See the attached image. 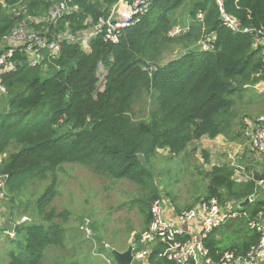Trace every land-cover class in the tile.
<instances>
[{
  "label": "trees",
  "instance_id": "trees-1",
  "mask_svg": "<svg viewBox=\"0 0 264 264\" xmlns=\"http://www.w3.org/2000/svg\"><path fill=\"white\" fill-rule=\"evenodd\" d=\"M5 1L17 5L22 0ZM54 1L78 9L49 22ZM119 1L32 0L29 14L48 16L38 28H49L53 38L66 33L76 37L89 29L95 32ZM186 1L156 2L125 31L119 45L106 43L98 32L87 50L81 41L63 36L61 55L51 59L45 54L43 64L35 67L21 50L13 53L14 68L2 74L6 93L0 96L5 103L0 109V155L5 157L0 175L14 197L21 196L20 185L27 181L45 179L63 164H80L100 177L126 179L151 190L143 210L149 226L151 203L160 196L138 156L144 155L146 163L161 151L179 156L193 141L217 138L230 123L233 95L264 80L254 34L227 28L217 0H193L189 31L169 36L177 24L175 12ZM222 1L225 13L243 29L264 27V0ZM20 21L0 4V46ZM207 37H212V49L204 52L199 46ZM173 46L178 49L176 57ZM102 68L104 90L99 89ZM144 100L150 102V111L136 119L135 106ZM261 174L264 186V171ZM206 176L204 200L239 204L259 193L253 175L239 183L228 165L216 166ZM56 183L36 200L32 219L17 225L16 239L9 240L15 245L9 249L8 264H44L48 248L64 244L66 231L56 219L65 214L52 207L58 195ZM244 210L251 218H264V200ZM232 221L222 226L227 229L220 233L222 241L216 236L218 230L207 241L215 260L228 250L245 255L258 242L246 219ZM140 239L141 234H136V245ZM169 248L170 244L156 241L150 246L149 263L173 264L166 257Z\"/></svg>",
  "mask_w": 264,
  "mask_h": 264
},
{
  "label": "rangeland",
  "instance_id": "rangeland-1",
  "mask_svg": "<svg viewBox=\"0 0 264 264\" xmlns=\"http://www.w3.org/2000/svg\"><path fill=\"white\" fill-rule=\"evenodd\" d=\"M192 2L187 0L175 12L176 27H190ZM53 3L57 5V2ZM93 34L94 29H89L76 37L72 36V39L88 46ZM19 40L18 33L11 35L0 46V51L15 46ZM172 51L176 57L177 47L173 46ZM104 75L102 68L100 79ZM104 85L105 81L100 90H104ZM233 100L230 123L217 138L203 137L191 142L179 156L161 151L148 163L144 162L151 172L150 185H153V190L156 189L160 197L171 200L180 210L193 207L204 198L209 183L206 175L216 166L228 165L239 183L247 182L255 170L260 173L264 171V157L252 151L242 132L245 117L264 115V93L249 85L242 92L235 93ZM4 104V98H0V109ZM150 108V102L144 100L135 106L134 117L145 118ZM3 157L0 155V164ZM53 181L57 182L58 195L52 207L65 214L56 222L63 226L66 235L63 245L47 249L44 264H117L109 248L121 252L131 246L136 250L138 247L146 248L136 245V234H142L146 229L143 210H146L145 199L151 190L126 179L100 177L80 164H63L54 172H49L45 179L27 181L25 185H20V197H14L15 194L7 186V198L1 206L0 227L7 228L15 221L31 217L36 200ZM260 194L257 193L255 197H260ZM87 220L91 221L94 231V237L90 239L84 231ZM9 240L6 235L0 238V264H8L9 249H5L11 250L15 245Z\"/></svg>",
  "mask_w": 264,
  "mask_h": 264
},
{
  "label": "built area",
  "instance_id": "built-area-1",
  "mask_svg": "<svg viewBox=\"0 0 264 264\" xmlns=\"http://www.w3.org/2000/svg\"><path fill=\"white\" fill-rule=\"evenodd\" d=\"M31 1L22 0L17 5H8L5 0H0L2 6L21 19L11 34L18 33L19 42L13 47H6L4 48L6 50L0 51V96L6 93L2 85V74L14 68L10 59L16 50H21L26 55L31 67L41 66L45 60V54L51 59H57L61 55L63 36L72 39L68 33L59 34L53 38L49 35V28L39 29L38 25L46 19L29 14ZM42 1L51 2L53 0ZM158 1L160 0H120L112 7L109 15L100 20L93 36L100 32L106 43L119 45L125 31L136 26L141 17L147 15ZM217 3L222 13L223 23L227 28L233 32L250 31L254 34L253 46L259 51L264 63V27L243 29L235 17L225 13L223 1L217 0ZM77 9L76 6H70L67 2L57 3L49 11V22L56 23L57 18ZM199 18L202 19L203 16L199 15ZM188 31L189 28L174 27L169 32V36L176 38ZM211 44L212 37H207L201 42L199 48L201 51L209 52L212 49ZM85 48L89 50V45ZM262 92L263 90L260 93ZM242 132L244 139L250 143L252 151L264 156V115L256 118L245 117L242 121ZM256 184L258 185L257 191L264 195L263 181L256 182ZM6 188V178L0 175V214L1 206L7 198ZM254 198L255 196H252L249 199L250 202H253ZM150 215L151 222L141 234L140 239V245L146 248L134 252L133 264H150L148 261L150 246L156 241L170 244L166 257L173 264H264V218L262 215L251 218L249 212L240 208L239 204L220 202L216 198L202 199L192 208L177 211L171 200L159 197L151 203ZM237 219L247 220L249 229L258 235V242L245 255H237L234 251L228 250L222 254L220 259L215 260L207 246L208 239L227 222ZM27 221L28 218H22L7 228L0 227V237L6 235L10 239H16L17 225ZM85 228L87 238H93L94 231L90 220L86 221Z\"/></svg>",
  "mask_w": 264,
  "mask_h": 264
},
{
  "label": "water",
  "instance_id": "water-1",
  "mask_svg": "<svg viewBox=\"0 0 264 264\" xmlns=\"http://www.w3.org/2000/svg\"><path fill=\"white\" fill-rule=\"evenodd\" d=\"M105 79H101L99 82V89L102 87V83L104 82ZM139 159L142 161V163L145 162L144 155H139ZM253 179L256 182L262 181V174L258 171L255 170L253 172ZM250 202L249 199H246L245 201H241L239 206L240 208L245 207L248 205ZM109 253L113 256L115 262L117 264H133L134 261V246H131L127 251L121 252L116 249L109 248L108 249Z\"/></svg>",
  "mask_w": 264,
  "mask_h": 264
},
{
  "label": "crops",
  "instance_id": "crops-1",
  "mask_svg": "<svg viewBox=\"0 0 264 264\" xmlns=\"http://www.w3.org/2000/svg\"><path fill=\"white\" fill-rule=\"evenodd\" d=\"M254 89H257L258 90V92H261V90H263V92L262 93H264V80H262V81H260L258 84H256L255 86H254ZM260 90V91H259ZM247 116V115H246ZM259 116V115H258ZM248 117H250V116H248ZM253 118H256V117H254V116H252ZM261 156V155H260ZM264 157V156H263ZM259 200H264V195L261 193L260 194V197H258V198H254V200H253V202H249V204H251V206H255L256 205V202L257 201H259ZM240 204V203H239ZM248 204V205H249ZM247 206V205H246ZM245 206V207H246ZM245 207H242V208H245ZM180 210V209H179ZM178 210V211H179ZM12 219V218H11ZM12 220H14V219H12ZM16 223H17V221H15ZM231 222H233V221H229V222H227L226 224H229V223H231ZM13 224H14V222H13ZM12 224V225H13ZM225 224V225H226ZM10 226V225H9ZM8 226V227H9ZM146 226V225H145ZM146 228V227H145ZM148 228V227H147ZM146 228V229H147ZM146 229H144L143 231H142V233L146 230ZM227 231V229L226 228H224L223 229V227L222 228H220V229H218V231L216 232V236H217V238L218 239H221V241L223 240V238H222V234H223V232H226ZM222 232V234H220ZM0 238H2V236L0 237ZM8 249H10V248H6L5 250L7 251ZM118 250V249H117ZM5 251V252H6ZM118 251H120V250H118ZM8 254V253H7Z\"/></svg>",
  "mask_w": 264,
  "mask_h": 264
}]
</instances>
